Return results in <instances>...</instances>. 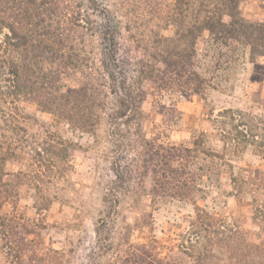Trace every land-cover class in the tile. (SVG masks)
I'll return each instance as SVG.
<instances>
[{
	"label": "trees",
	"instance_id": "trees-1",
	"mask_svg": "<svg viewBox=\"0 0 264 264\" xmlns=\"http://www.w3.org/2000/svg\"><path fill=\"white\" fill-rule=\"evenodd\" d=\"M245 1L0 0V264H31L39 253L21 199L32 192L49 203L45 192L69 167L74 143L43 113L84 134L109 125L117 154L111 190L141 170L153 205L168 197L193 204L177 253L197 264L227 252L231 260L218 264H264V169L251 158L264 157L262 115L212 107L217 138L202 130L177 142L164 131L183 121L179 99L226 89L248 63L264 59V20L246 17ZM60 59L71 63V87L53 66ZM149 96L162 115L151 135ZM214 191L239 207L250 203L254 229L203 205ZM120 245L124 264H186L155 241Z\"/></svg>",
	"mask_w": 264,
	"mask_h": 264
},
{
	"label": "rangeland",
	"instance_id": "rangeland-1",
	"mask_svg": "<svg viewBox=\"0 0 264 264\" xmlns=\"http://www.w3.org/2000/svg\"><path fill=\"white\" fill-rule=\"evenodd\" d=\"M111 1L117 3L122 0ZM242 10L249 19L264 20V8L259 0H246ZM140 11L139 17L145 15ZM53 66L59 71L65 86L71 87V63L65 64V60L60 59ZM226 84V89L179 99L177 107L183 113V121L180 126H166L165 133L177 142L188 141L202 130L213 132L215 135L212 137L217 138V131L209 119L212 107L217 110L223 106L248 108L260 113L264 119V59L248 63L237 80L232 78ZM144 108L149 114L146 130L151 135L154 126L161 123L162 115L154 108L153 96L147 98ZM43 119L74 144L65 176L45 192L51 201L41 205V200H37L32 192H27L21 199L19 207L29 220V234L39 250L27 259L28 262L124 264L127 255L120 244L125 241L133 244L155 241L159 250L165 254L172 253L174 261L197 264L195 257L177 253L189 228L187 217L194 207L191 202L168 197L153 205L146 188L147 178L145 183H140L141 170H135L129 180L120 182V189L111 190L109 184L115 178L112 165L117 154L111 143L109 125L104 124L97 133L84 134L75 131L67 122L55 123L57 117L53 114L43 113ZM251 158L264 169V157L260 159L254 155ZM217 193L214 191L206 202L201 203L210 207L218 205L228 224L236 223L242 225L245 232L252 231L257 222L253 219L251 204L239 207L233 197H216ZM41 206L49 209H38ZM231 257L227 252L208 264L230 261Z\"/></svg>",
	"mask_w": 264,
	"mask_h": 264
}]
</instances>
